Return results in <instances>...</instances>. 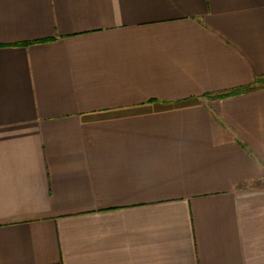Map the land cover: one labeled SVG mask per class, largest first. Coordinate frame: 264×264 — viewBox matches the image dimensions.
Instances as JSON below:
<instances>
[{"label":"crops","instance_id":"crops-1","mask_svg":"<svg viewBox=\"0 0 264 264\" xmlns=\"http://www.w3.org/2000/svg\"><path fill=\"white\" fill-rule=\"evenodd\" d=\"M264 0H0V264H264Z\"/></svg>","mask_w":264,"mask_h":264},{"label":"trees","instance_id":"trees-1","mask_svg":"<svg viewBox=\"0 0 264 264\" xmlns=\"http://www.w3.org/2000/svg\"><path fill=\"white\" fill-rule=\"evenodd\" d=\"M259 88H264V77L257 78L252 84L235 89L226 93L219 94L220 97L233 96L241 93L253 91Z\"/></svg>","mask_w":264,"mask_h":264}]
</instances>
